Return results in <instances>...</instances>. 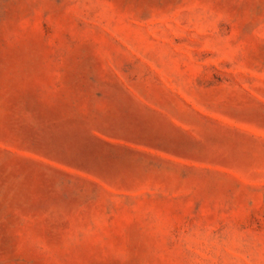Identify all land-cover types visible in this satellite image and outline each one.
<instances>
[{
  "label": "rangeland",
  "instance_id": "374dc122",
  "mask_svg": "<svg viewBox=\"0 0 264 264\" xmlns=\"http://www.w3.org/2000/svg\"><path fill=\"white\" fill-rule=\"evenodd\" d=\"M0 264H264V0H0Z\"/></svg>",
  "mask_w": 264,
  "mask_h": 264
}]
</instances>
